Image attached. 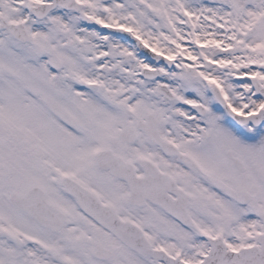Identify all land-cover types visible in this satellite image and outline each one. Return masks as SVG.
Here are the masks:
<instances>
[{
  "label": "snow or ice",
  "instance_id": "6c2138e0",
  "mask_svg": "<svg viewBox=\"0 0 264 264\" xmlns=\"http://www.w3.org/2000/svg\"><path fill=\"white\" fill-rule=\"evenodd\" d=\"M0 264H264V0H0Z\"/></svg>",
  "mask_w": 264,
  "mask_h": 264
}]
</instances>
